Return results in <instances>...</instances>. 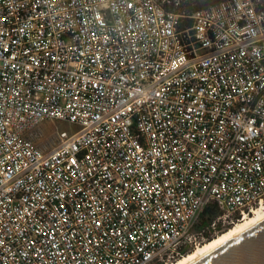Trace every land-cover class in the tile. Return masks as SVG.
I'll return each mask as SVG.
<instances>
[{
	"label": "built area",
	"instance_id": "built-area-1",
	"mask_svg": "<svg viewBox=\"0 0 264 264\" xmlns=\"http://www.w3.org/2000/svg\"><path fill=\"white\" fill-rule=\"evenodd\" d=\"M180 4L0 0V264H172L264 205V0Z\"/></svg>",
	"mask_w": 264,
	"mask_h": 264
},
{
	"label": "water",
	"instance_id": "water-1",
	"mask_svg": "<svg viewBox=\"0 0 264 264\" xmlns=\"http://www.w3.org/2000/svg\"><path fill=\"white\" fill-rule=\"evenodd\" d=\"M192 264H264V220Z\"/></svg>",
	"mask_w": 264,
	"mask_h": 264
},
{
	"label": "bare ground",
	"instance_id": "bare-ground-1",
	"mask_svg": "<svg viewBox=\"0 0 264 264\" xmlns=\"http://www.w3.org/2000/svg\"><path fill=\"white\" fill-rule=\"evenodd\" d=\"M262 220H264V205H262L260 208H257L253 215L251 214L244 217L240 222L233 225L228 231L221 233L213 240L200 245L193 252L178 259L172 264H192Z\"/></svg>",
	"mask_w": 264,
	"mask_h": 264
},
{
	"label": "trees",
	"instance_id": "trees-1",
	"mask_svg": "<svg viewBox=\"0 0 264 264\" xmlns=\"http://www.w3.org/2000/svg\"><path fill=\"white\" fill-rule=\"evenodd\" d=\"M222 1L224 0H212V3L209 4H216ZM209 4H205L203 0H181L180 6L174 8L175 13L185 15V17L181 18V28H191L193 26V19L191 18V16L203 7L208 6ZM222 212L223 208L219 203H213L206 206L204 208L198 226L204 227L211 224V222Z\"/></svg>",
	"mask_w": 264,
	"mask_h": 264
},
{
	"label": "rangeland",
	"instance_id": "rangeland-1",
	"mask_svg": "<svg viewBox=\"0 0 264 264\" xmlns=\"http://www.w3.org/2000/svg\"><path fill=\"white\" fill-rule=\"evenodd\" d=\"M205 4L212 3V0H203ZM212 5V4H209ZM71 126L63 121H54L50 122L48 125L40 126L34 132V139L42 148H50L54 144V133L56 130L70 129ZM228 230V229H227ZM226 230V231H227ZM225 232V231H224ZM223 232V233H224Z\"/></svg>",
	"mask_w": 264,
	"mask_h": 264
}]
</instances>
